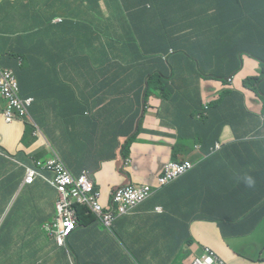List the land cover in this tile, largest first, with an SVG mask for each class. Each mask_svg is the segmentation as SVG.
Masks as SVG:
<instances>
[{"label":"crops","instance_id":"1","mask_svg":"<svg viewBox=\"0 0 264 264\" xmlns=\"http://www.w3.org/2000/svg\"><path fill=\"white\" fill-rule=\"evenodd\" d=\"M215 2L214 9L206 13V6L193 0H184L181 7L169 0H0L1 65L14 70L20 98L32 99L29 119L7 123L6 101L0 96V264H173L174 250L190 237L196 242L188 249L190 256H201L205 247H210L231 264H259L236 254L220 229H224V214L229 211L224 197L231 194L236 179L242 184L251 181L252 186L261 164L257 160L247 168V155L229 147L238 138L256 139L260 141L258 156L264 160V86H244L246 79L261 76L262 64L247 52L240 57L237 54L239 47L256 54L263 51L264 21L255 0L244 1V16L240 15L241 9L227 6L223 14L224 42L211 52L231 54L228 70L237 72L227 76L233 79L230 87L244 94L256 120L227 112L222 119L213 116L208 123L173 130L157 119L158 113L171 118V106L151 97L140 122L135 119L140 102L131 99L134 93L130 98L124 95L143 77L174 95L170 70L163 67V53L169 47L166 38L178 25H184L176 33L177 49L194 54L205 36L192 33L188 25L214 32L209 20L222 5ZM163 9L165 14L160 15ZM195 10L201 15L194 16ZM91 12L96 14L92 26L87 24ZM152 12H157L159 19ZM158 23L167 24V29L154 32ZM105 30L116 33L118 40L104 51L96 50L105 38ZM89 50H93L91 56ZM173 65L178 71L176 88L200 98L207 111L221 94V82L188 80L184 72L189 68H182L175 60ZM154 72L161 74L154 76ZM221 125L214 147L205 152L201 142L211 141L214 130ZM137 134L131 146L129 179L119 170L118 150L115 160L101 163L111 154L113 136L119 135L123 143ZM24 137H29V159L21 164L23 171L17 172L11 167L10 152ZM216 144L221 149L214 152ZM149 148L152 151L146 153ZM175 148L180 151L174 159ZM36 157L66 163L74 178L82 167H91L104 206L110 204L114 188L127 181L149 184V197L130 214L118 215L111 232L91 208L78 205L82 209L78 226L66 244L59 246L56 238L46 235L43 229L45 224L60 227L56 206L62 195L54 186V171L45 172L34 184L25 182V166H31ZM172 160L196 163L189 174L193 176L156 186L162 165ZM100 165L99 170L95 169ZM190 179L197 181V189L206 188L203 206L195 200L201 197L191 183L185 185ZM133 227L137 228L135 235L129 233ZM225 229L235 228L226 225ZM259 230L264 232L263 225ZM235 244L233 247L241 251L251 247Z\"/></svg>","mask_w":264,"mask_h":264},{"label":"trees","instance_id":"2","mask_svg":"<svg viewBox=\"0 0 264 264\" xmlns=\"http://www.w3.org/2000/svg\"><path fill=\"white\" fill-rule=\"evenodd\" d=\"M172 4H175L179 7L182 6L184 0H169ZM203 3L206 6V13L208 11L214 9V6L212 3L215 0H194V3L197 2ZM245 0H216V5H221V9L217 12V14L209 20V23H212V26L215 28V31L210 33L203 30V28L195 27L192 25L190 26V31L192 33L202 32L205 36V40L202 43L201 46H199L195 53H191V57L185 56L184 53H182L184 50H178L177 49V42H176V33L179 29L185 27L184 25L180 24L178 25L175 30L166 38V42L169 45L167 52L163 53L165 56L166 62L164 63L165 68H168L170 70L172 78H169L170 81L175 86V90H179L176 88L178 79V71L173 68V61L175 60L177 63H179L182 68H189L184 73L186 74V78L188 80H198V79H204V80H215L221 82V84L229 85L231 86V80L227 78V76L231 75L232 73H236L237 70H228L229 66V58L231 54H224V53H212L211 50L214 46L217 44H222L223 38V28L225 26L226 20L223 17L224 11L227 8L228 5H232L234 8H239L242 10L240 13L241 16L246 15V12L243 11ZM211 2V4H210ZM256 5H258V8L260 9V14L263 16L264 21V0H256ZM151 14H154L159 17L157 12H152ZM164 9L161 11L160 15H164ZM194 16L201 15V12H198L195 10L193 12ZM234 19H237V17H234ZM67 21V20H63ZM168 25L163 24V30L165 31L167 29ZM263 31H264V24H263ZM184 37V36H182ZM181 37V38H182ZM262 41H263V51L261 53H251L248 50L241 49L239 47L237 49L238 57H240L241 53L247 52L251 56L256 57L262 64V72L261 76L259 77H252L246 79V83H244V86L247 89H254L255 85H258L259 87L264 86V32L262 34ZM247 45V42H246ZM203 46V48H202ZM171 50V51H170ZM179 54V55H177ZM161 59V58H160ZM193 74V76L191 75ZM161 72H154L153 75H160ZM166 76V75H165ZM167 77V76H166ZM159 86L155 83H153L149 79V89L148 94L154 92V87ZM160 87V86H159ZM161 88V87H160ZM162 89V88H161ZM164 94H162V97L164 99H168L170 102H168L169 106L171 108H174L173 116L171 121H175L177 123V128L180 129L181 127H189L190 125H195L198 123H208L211 120L213 116H219L221 119L225 116L227 112H239L244 114L248 118L257 119L258 117L252 113L246 106L245 96L243 93L239 92L238 90L229 87L228 90H222L219 98L214 101L213 103L209 104L208 110H204L203 104L201 103L200 98L198 97H192L191 95H187L185 92L182 93L181 100H177L178 96L175 94L173 97V94L170 90H165ZM175 93V92H174ZM177 114V118L174 117ZM205 114V116H204ZM201 115L200 118L198 116ZM209 115V118H208ZM179 118V119H178ZM197 122V123H196ZM188 123V124H187ZM223 129V125L219 129H215L212 134L211 141L208 142H201V148L204 149L205 152H208L209 149H212L214 147V143L218 140L219 136L221 135ZM186 130V129H185ZM187 131V130H186ZM191 135H193L191 132L187 131ZM194 136V135H193ZM195 137V136H194ZM182 138H179L181 140ZM196 142L198 143L197 139ZM260 144V141L256 139H239L238 142L232 144L230 146V149H240L244 154L247 155V162H248V168L251 166H254L257 162V160L261 161L259 171L256 174L258 177H262L264 179V160L260 159L258 156V146ZM128 145V144H127ZM179 149L175 148L174 150V159L175 155L179 153ZM124 156H127V149ZM262 185L260 184L258 187L253 184L252 186L249 185V182L244 186L241 187L235 200L228 203L229 211L224 214L225 221L224 224H222V227H224V230L222 229V234L224 237V240L227 242L228 246L230 247L228 241L231 237L235 238L236 236H242L245 234L252 233L254 231V227L261 221V219L264 217V205L262 207V203L264 202V193H261L260 195H257V191L263 187L264 180H260ZM188 183H191L193 188L198 194L197 189V181L195 179H190L186 182L185 185H188ZM244 195V196H242ZM245 209V211H244ZM234 211V214H232L230 211ZM82 209H78V212L80 213ZM251 212V213H249ZM249 213V214H244ZM242 222H245L246 226L241 228L240 225ZM226 225L233 226L236 229L233 230H227L225 229ZM248 225V226H247ZM231 248V247H230ZM232 249V248H231ZM253 252H257V250L253 249ZM242 256H245L241 252H239ZM264 253L259 255V257H262L261 262L259 264H264ZM255 259V258H252Z\"/></svg>","mask_w":264,"mask_h":264},{"label":"clouds","instance_id":"3","mask_svg":"<svg viewBox=\"0 0 264 264\" xmlns=\"http://www.w3.org/2000/svg\"><path fill=\"white\" fill-rule=\"evenodd\" d=\"M210 4H211V2H210ZM151 7L152 6L150 5V9H151ZM153 17L156 18V19H159V17L156 16V15H154V14H153ZM153 30L156 33L163 32L164 31L163 30V23L155 24V27L153 28ZM1 55H2V59H3V54H1ZM2 59L0 61V67L6 68V67H3L1 65ZM6 69H10V68H6ZM10 70H13V69H10ZM229 80H231V82H233V79H229ZM148 89H149V78L143 77V78H141V80H140V82L138 83L137 86L129 87L128 89H126V91H124V95H126V97H129V98L131 97L130 95L132 93H134V95H133V97L131 99L140 102V104H141V110H140V112L138 114L135 115V119H139L140 122L143 120V118L145 116V113L148 110V104H149V100H150L151 97H155L156 99H159L161 101V103L162 102H165V99L162 97V94H164V91L159 86L154 87V92L153 93H150L149 95H147L148 94ZM0 96H1V94H0ZM166 102L167 103H165V104L169 105L168 102H170V101L168 99H167ZM7 107H8V103L6 101V109H7ZM173 111H174V108L172 110V116H173ZM5 112H6V110H5ZM158 115H159L160 118H157V119H159L161 123L167 124L169 126H172L171 129H173V130L174 129L178 130L177 123L175 121H171L172 116H171V118H166V117H162L160 113H158ZM204 116H205V114H204ZM200 117H201V115L198 116V118H200ZM175 118H177V114L175 115L174 120H175ZM263 119H264V114H263ZM16 120H27V119H16ZM7 123H9V122H7ZM138 136H139V134L134 135V136L129 137V138H126L123 143H121L119 141V139L121 138L119 135L113 136L114 145L111 147V149L109 151V153H111V154H110V156H108V158L106 160H103L101 163H103L105 161H113V160H115L117 158V156H118L117 153H116L117 150H118L119 151V158H120V161H121V166H120V169L119 170H120V172L126 178L129 179L131 177V173L128 171V169L131 167V164H132L131 146L133 145V143L136 142ZM217 145L219 146V149L217 148ZM126 149H127V156H124L125 153H126ZM216 149H217V151H219L221 149V145L220 144H216L213 151L216 152L215 151ZM205 155L206 156H204V157H207V154H205ZM244 155L246 157V154H244ZM235 157L238 158V154L237 153L235 154ZM48 162L49 161L46 158L43 159V158H40V157H36L34 160H32V165L31 166H25L26 167L25 182L28 184L27 178H28L29 170H32V171H34L36 173V176L34 178V181H36L38 178H40L45 172H49L51 170H53L54 173H55V179H56V177L58 178V176L60 174L65 173L66 176L68 177V181H69V183H67L66 186H65V190H71V189L78 188L79 187L80 179L85 178L86 180H88V181L91 182L92 193L95 194V202L99 206L101 215H103V216L109 215L111 217L110 225L107 226L105 224V222L93 211L92 208H91V210L96 215V218L98 220H100L101 222H103V224L105 225L106 229L108 231H110V232L113 229L114 221L116 220L117 216L118 215H126V214H119V213H117L116 210H115V207L112 206V197H113V195L115 193V190L118 189L119 187H123V186H127L128 187V186L147 185V183H136V182H133V181H127L124 184H119V185H117L114 188L113 192L111 193V198H110L111 199V202H110V204L108 206H104L100 202V193H101L100 192V188H99V185L97 184L96 180L92 177L93 175H95V173H94V170L91 167H89V166L82 167L81 172L79 174H77L76 177L74 178L72 171L68 168V166L66 165V163H64V162L63 163H61V162H55L50 167L49 164H48ZM167 163H169V164H177V165L189 164L190 165V168H188V170L186 172H183L178 177V178H180L181 176L187 175V176H189L188 179L191 176H193V175H189V174H191V172L193 170H195V167L197 165L196 163H194L192 161H186V160L185 161H182V160H180V161L179 160H172V161H169ZM167 163H164L163 165H165ZM163 165H162V167H163ZM100 168H101V165L100 166H97L95 169L99 170ZM161 170H162V168H161ZM187 176H186V178H187ZM178 178H176V179H178ZM247 183L242 184L241 181H240V183H238V179H236V181H235V183L233 185V188H232L233 190H232L231 194H229V192H228L226 194V196L224 197V200L223 201H225L226 203H229V202H232L233 200H235V198H236V196H237L240 188L243 187V186H245ZM251 183L252 182L249 181V184H251ZM254 184L257 187L260 184L262 185L260 179L257 178L256 176H255V179H254ZM54 186L56 187L57 190H60L59 189V186L60 185L58 183L54 184ZM205 193H206V188L205 187L204 188H198V195L201 197L202 202H205L206 201ZM261 193H264V184H263V187H261V189L257 191V195H260ZM263 205H264V202L262 203V207H263ZM56 208H57V206H56ZM74 209H75V214H76V217H77V224L74 223L73 230L70 232V234L68 236L65 237V243L62 246H64L66 244L68 237L73 233V231H75V229L77 228L78 223H79L78 222V219H79V217H78V204H76L74 206ZM244 211H245V209H244ZM249 213H251V212H249ZM249 213H244V214L246 215V214H249ZM61 219H62V217H61ZM61 219H60V223H59V225H60L59 228L55 227L53 224H45L43 226V229H44L45 234L48 235V236H52V237H55L56 238V233L61 232L62 230H64L63 222H61ZM263 224H264V217L254 227V231L252 233L245 234V235H242V236H236L235 238H233V237L230 238V239H235V242L237 243V245H241V244L249 245V246H251L253 248L249 247L247 249H249V250H253L254 249V250H257L258 251L257 256H256L255 259H252L253 257H249L248 255L243 256V257H245L246 259H248V260H250L252 262L254 261V263H260L262 257H259V255H261V254L264 253V232H261L259 230L260 229V226H262ZM245 226H246L245 222H242V224L240 225L241 228H243ZM220 229H221V232H222V228L221 227H220ZM57 244H58V242H57ZM208 248H210V247H205L204 254H205V251ZM203 255H201V256H194L193 259H192L193 262H194V259L195 258L202 257ZM217 255L219 257H221L218 253H217ZM263 257H264V255H263ZM222 259H224V258H222ZM225 261L228 264H230L227 260H225Z\"/></svg>","mask_w":264,"mask_h":264},{"label":"built area","instance_id":"4","mask_svg":"<svg viewBox=\"0 0 264 264\" xmlns=\"http://www.w3.org/2000/svg\"><path fill=\"white\" fill-rule=\"evenodd\" d=\"M2 55L0 54V61ZM0 94L7 101L8 107L5 112L6 122L12 123L16 119H29L30 114L28 107L32 104V99L23 100L20 98V85L15 76V72L10 69L0 67ZM219 149V146L217 145ZM51 167L53 162H48ZM190 168L189 164H165L159 175L156 176L155 185H162L169 183L178 178L183 172ZM36 173L29 170L27 182L33 184ZM58 183V190L62 199L57 204V209L62 217L64 230L56 233V240L60 246L65 243V237L70 234L74 228V223L77 224V217L75 214L74 206L87 205L105 222L110 225L111 217L109 215H101L99 206L95 202V194L92 193L91 182L85 178L80 179L79 187L71 190H65L68 177L65 173L56 177L54 184ZM150 185L141 186H123L115 190L112 197V206L119 214H130L131 210L142 204L149 197ZM193 264H228L224 259L219 257L217 253L208 248L202 257L194 259Z\"/></svg>","mask_w":264,"mask_h":264},{"label":"rangeland","instance_id":"5","mask_svg":"<svg viewBox=\"0 0 264 264\" xmlns=\"http://www.w3.org/2000/svg\"><path fill=\"white\" fill-rule=\"evenodd\" d=\"M207 3H208V0H207ZM255 7L257 9H259L258 5H256V0H255ZM88 9H90V8H88ZM95 15L96 14L93 12L89 13V18L87 19L88 25H90V26L93 25V23L91 22V19ZM113 35H115V37ZM103 36L105 38L102 39L101 42L96 45V50L104 51V49L106 48L107 45L113 44L115 42V40H118V38H116V33H113L110 30H105L103 32ZM182 53H184L185 56L191 57L190 51H183ZM87 54H89L91 56L93 54V50L87 51ZM229 87H230L229 85L222 84L221 90H228ZM175 94L178 96L177 100H181L182 93L179 90H175L173 97L175 96ZM166 101H167V98L165 99V103H167ZM30 123H33V122H30ZM19 127L26 129V126L23 124H20ZM28 130L30 131V129H28ZM28 145H29V137L21 138L15 142L14 148L10 152V154L13 155L12 160H11V167L16 169L17 172L23 171L21 164H24L23 161L27 162L29 159L28 152H27ZM151 151H152V148L145 150L146 153H150ZM198 199L200 200L199 202L203 206L202 199L197 197L195 200H198ZM206 217H207V215H206ZM136 229H137L136 227L131 228L129 230V233L131 235H135ZM263 231H264V224H263ZM139 240H142V238L139 237ZM228 243H229L230 247L235 251L236 254H237V252H241L242 254L248 255L249 257L256 258V256H257V252H253V250L244 249L243 251H241V250L235 249L233 247V245H236L235 239H230V241H228ZM195 245H196V242L192 237L184 240L182 242L181 246L179 248H177L176 250H174L173 264H192L193 263V260H192L193 256H190L188 249L192 246H195ZM198 251L201 252V247H198ZM243 258H245V257H243ZM139 259L141 261V258H139Z\"/></svg>","mask_w":264,"mask_h":264}]
</instances>
